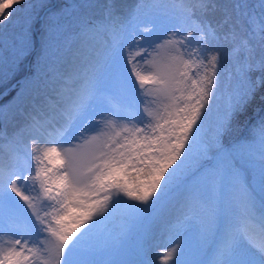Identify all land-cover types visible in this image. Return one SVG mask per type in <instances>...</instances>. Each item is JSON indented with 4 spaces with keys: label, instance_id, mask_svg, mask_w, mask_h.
I'll return each mask as SVG.
<instances>
[{
    "label": "rangeland",
    "instance_id": "obj_1",
    "mask_svg": "<svg viewBox=\"0 0 264 264\" xmlns=\"http://www.w3.org/2000/svg\"><path fill=\"white\" fill-rule=\"evenodd\" d=\"M109 1L0 0V264H264V0Z\"/></svg>",
    "mask_w": 264,
    "mask_h": 264
},
{
    "label": "bare ground",
    "instance_id": "obj_2",
    "mask_svg": "<svg viewBox=\"0 0 264 264\" xmlns=\"http://www.w3.org/2000/svg\"><path fill=\"white\" fill-rule=\"evenodd\" d=\"M200 1H202L203 2V4H204V1L205 0H200ZM199 1V2H200ZM95 2V1H94ZM125 2H126V0H111V1H109V2H107L106 3V7H104L105 9H107V7H110L111 9H113V10H118V9H120V8H122L123 7V5L125 4ZM207 5V4H206ZM205 5V6H206ZM91 6H92V9L90 10L91 11V14H93L94 16H97L98 14H99V12H98V8H97V6H96V4H91ZM100 7V6H99ZM104 10V9H103ZM206 10V9H205ZM102 11V10H101ZM105 11V10H104ZM211 12H212V10H206V12L205 13H208L210 16L211 15H213V14H211ZM117 13L118 14H120V11H117ZM92 40H97V41H94V42H96V44L94 45L95 47L96 46H98L99 47V45H102L103 43H105V42H103L105 39H101V37L99 36V33H97V30H95L94 28H88L87 27V25H86V23H83L82 24V26H81V29H80V31L78 32V34H77V36L72 40V42H71V44H70V46H69V48L67 49V55H69V56H71V55H73L74 54V58L72 57V58H70L69 60H68V62H66V64H65V62H63L64 64V67H63V69H62V72H64V73H66L68 70L67 69H69L70 68V66H71V64L73 63V61L76 59V61H77V58H80V57H82V56H85L86 54H89V55H87L86 56V61L85 62H89V60H90V55H92V54H90V53H88V50H87V48L89 47V42L90 41H92ZM93 42V43H94ZM92 43V42H91ZM93 46V47H94ZM90 49V48H89ZM94 49V48H93ZM92 50V49H91ZM91 50H89V51H91ZM95 52V51H94ZM95 54V53H94ZM92 58H93V56H92ZM64 60V59H63ZM92 60H95V59H92ZM90 64H92V62L90 63ZM89 64V65H90ZM58 67V66H57ZM62 67V66H61ZM56 73V72H55ZM60 73V72H59ZM54 74V73H53ZM52 74V75H53ZM68 74V73H67ZM57 76V75H56ZM51 77V76H50ZM54 77V76H53ZM30 79V78H29ZM77 79V78H76ZM48 83H51V79L48 81ZM49 85V84H48ZM47 85V86H48ZM52 87V85H50V87H48V89H50ZM64 87V86H63ZM62 87V88H63ZM74 88H76V87H74ZM59 89V88H58ZM77 90V89H76ZM27 91V90H26ZM59 91H61V90H59ZM72 91H73V89H72ZM83 91V90H82ZM214 92L212 93L211 92V99H212V101H214V104H215V106H216V104H217V99H219V96H218V92H217V90L215 89V90H213ZM28 92V91H27ZM45 92V91H44ZM48 92V91H47ZM55 92H56V90H55ZM76 92V91H75ZM79 92V91H78ZM32 93V92H31ZM43 92H41V89L40 90H37V91H34V93L32 94V95H29V94H26V93H24V91L22 92V90H21V88L19 89V90H17V92H16V95H15V97H14V99L11 101V108L9 107V110L10 111H13L14 113L13 114H11L10 112H9V110H8V112L11 114V117H12V119L16 122V129H17V131H18V133L20 134V135H28V136H31L32 137V142L34 141L35 143H34V145L36 144V146L37 147H39V149H43V150H49L50 149V143L48 142V139L47 138H45L44 136H43V133H42V128H48V126H47V124L49 123H47L46 121H45V119L43 118V116H42V114H45V112L44 113H42V114H40V115H37V116H39V117H37L38 119L36 120V123L39 125V131H38V133L37 134H35L34 135V133L36 132L34 129H32V130H30L31 128H26L25 126H24V122L26 121V119H27V115H26V113L25 112H21L20 111V105H24L25 103H27V104H29V105H27V104H25L24 106L25 107H23L22 109H25V110H27L28 108H29V112L30 113H33V111H35L38 107H39V105L37 104V100H38V98L37 97H41V94H42ZM60 93V92H59ZM64 93V92H63ZM57 94V93H56ZM68 94V93H67ZM79 94V93H78ZM43 95V94H42ZM48 95V94H47ZM51 95V94H50ZM54 95V93H52V95L51 96H53ZM61 95V94H60ZM64 95H65V93H64ZM48 97V96H47ZM67 97V96H66ZM35 98H37V99H35ZM43 98V97H42ZM52 98V97H51ZM65 98V97H64ZM33 99H35L36 100V102H33L31 105H30V102L33 100ZM41 100V99H40ZM52 101H54V100H52ZM56 102V104H59V102H57V101H55ZM21 103V104H20ZM36 103V104H35ZM27 105V106H26ZM33 105H35L36 107H34ZM61 105V104H60ZM30 106H32V107H30ZM56 107V106H55ZM59 107V106H58ZM218 108V107H217ZM56 110V109H55ZM59 111V110H58ZM62 111V110H61ZM66 111V110H65ZM39 114V113H38ZM74 114V113H73ZM76 114V113H75ZM71 115V114H70ZM45 116H46V114H45ZM53 116V115H52ZM8 118V117H7ZM62 118V117H61ZM60 118V119H61ZM74 118V117H73ZM8 119H10V118H8ZM11 119V120H12ZM8 122V121H7ZM12 123V122H11ZM55 124V123H54ZM63 124V123H62ZM9 125V124H8ZM13 126V125H12ZM14 126V127H15ZM11 128V127H10ZM53 128V127H52ZM51 128V129H52ZM28 129V130H27ZM27 130V131H26ZM30 130V131H29ZM29 138V137H28ZM4 154V151H2L1 152V150H0V156L1 155H3ZM2 158L6 161L5 163H2V164H4V165H2L3 167H2V172H10V170H11V161H12V158H11V156H9V159L8 160H6V158H4V156H2ZM7 165V166H6ZM263 215V214H262ZM263 217V216H262ZM231 225V224H230ZM228 228V227H227ZM230 228V227H229ZM231 230V232L232 233H237L238 231L239 232H241V233H243V234H247L248 236H249V234H253V235H255L254 236V243H256V245L258 244L259 246H262V247H264V234L260 231V230H256L255 228H252V226H250V225H247V224H240V225H234V226H232V228L230 229ZM240 233V234H241ZM231 234V233H230ZM242 234V235H243ZM234 236V235H233ZM240 236V235H239ZM245 237H246V235H245ZM250 238V237H249ZM252 239V240H253ZM251 240V241H252ZM252 243V242H251Z\"/></svg>",
    "mask_w": 264,
    "mask_h": 264
},
{
    "label": "trees",
    "instance_id": "obj_3",
    "mask_svg": "<svg viewBox=\"0 0 264 264\" xmlns=\"http://www.w3.org/2000/svg\"><path fill=\"white\" fill-rule=\"evenodd\" d=\"M261 100H263V102H264V67H263L262 79L259 82V84L256 85V87L253 91V94H252L251 98L249 99V101H247L246 105L248 106L249 103H250V105H252L256 102H260Z\"/></svg>",
    "mask_w": 264,
    "mask_h": 264
}]
</instances>
